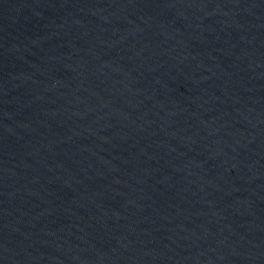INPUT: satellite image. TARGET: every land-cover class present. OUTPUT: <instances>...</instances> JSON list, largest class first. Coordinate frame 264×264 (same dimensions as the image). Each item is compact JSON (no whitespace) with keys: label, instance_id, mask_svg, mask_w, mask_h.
<instances>
[{"label":"water","instance_id":"95a60500","mask_svg":"<svg viewBox=\"0 0 264 264\" xmlns=\"http://www.w3.org/2000/svg\"><path fill=\"white\" fill-rule=\"evenodd\" d=\"M0 264H264V0H0Z\"/></svg>","mask_w":264,"mask_h":264}]
</instances>
